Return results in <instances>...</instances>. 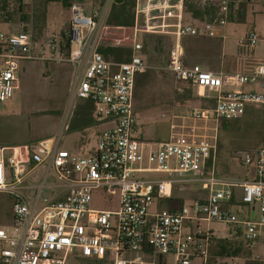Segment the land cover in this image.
Listing matches in <instances>:
<instances>
[{"label":"built area","instance_id":"obj_1","mask_svg":"<svg viewBox=\"0 0 264 264\" xmlns=\"http://www.w3.org/2000/svg\"><path fill=\"white\" fill-rule=\"evenodd\" d=\"M197 1L214 6L208 18L185 21L183 0H134L133 32L124 45L130 55L122 61L98 51L104 45L105 12L87 14L78 1L70 3L67 60L77 68L71 98L89 100L93 119L102 127L85 154L59 147L61 135L0 146V192L11 200L10 225L0 229V264H165L166 255L175 264L194 259L205 264L210 241L217 236L210 222L235 225L246 246L255 244L264 228V148L238 152L241 165L252 171L250 179L217 176L212 159L217 122L238 118L246 106L264 105L263 92L240 88L254 82L264 88V64L246 72L186 64L180 38H222L220 29L230 14L227 0ZM139 31L172 37L165 64L151 66L137 54L140 43L134 37ZM258 40L247 31L236 39L237 53H249ZM119 41L114 38V45ZM42 46L46 53L56 52L60 37L51 35ZM44 54L42 47L33 51L28 31L0 30V102L12 95L17 61L47 58ZM155 67L188 83L196 97L210 104L172 115L167 137L145 147L135 138L133 85L135 75ZM37 168L44 170L40 183L30 185L26 177ZM194 182L207 195L177 203L173 187ZM94 198L97 206H91ZM158 202L167 206L157 207ZM233 205L252 208L238 216Z\"/></svg>","mask_w":264,"mask_h":264},{"label":"rangeland","instance_id":"obj_2","mask_svg":"<svg viewBox=\"0 0 264 264\" xmlns=\"http://www.w3.org/2000/svg\"><path fill=\"white\" fill-rule=\"evenodd\" d=\"M8 1L10 3H17V0ZM74 1L81 3L82 7L88 11L86 12L87 14L101 10L106 12L109 5V0H105L97 10L89 12L91 9H89L88 0ZM194 1L200 5L199 1ZM227 1L230 2V12L239 4L244 5L245 14L247 15L245 20L243 22L228 20L220 31L222 38H183L184 61L187 59L191 63L192 60L198 59L202 55L201 57L211 59L213 62L219 64L221 61L219 51H223L224 47L227 48L229 46L231 54L233 52L236 54V39L247 31H253L259 38L258 42L251 49V52L254 51L255 55L264 53V11L255 13L264 9V0ZM49 3L60 6L58 2ZM36 4V0H24V9L21 13L18 14L15 8L9 7L6 11H1L0 18L15 22L11 28L13 32L20 30L28 31L33 44L38 43L40 38L44 40L51 35H57L60 37L58 50L64 53L63 57H57L65 59L67 48L64 47V40L66 38L68 23L64 21V15L67 9L60 6V10H55L50 6L47 10L45 5V13L41 18V13L35 9V6L33 9V5ZM131 29V26L129 28L125 26H111L104 23L102 29L104 45H114V38L120 40L118 45H125L130 33L133 32ZM140 33L136 32V35L141 36L143 49L138 54L144 56L145 62H148L151 66L158 67L162 65V61L167 54L166 52L171 46L172 37L170 35L163 38L151 35L142 36ZM211 45L216 49L215 55H210L211 52L206 50ZM42 49L45 53L47 52L43 46ZM44 55L47 58L55 57L54 52L50 55ZM73 65L75 71L76 65ZM213 66L215 67L216 65ZM20 77V90H16L11 98L0 102V141L11 139L19 142L26 141L28 142L27 145H30L45 137L56 138L61 135L60 143L66 142L69 137V132H67L68 125L71 122L75 109L74 103L76 102L75 99L71 98L74 81L67 99V105L61 107L59 104L62 103L61 96L64 95V89H55L54 96H49L51 90L37 89L40 84L36 83L33 85L31 78L29 79L28 76L23 75ZM194 94L195 89L193 87L186 83L175 81L167 70L155 67L135 75V85L132 95V106L136 117L135 138L140 140L145 147L147 142L162 140L168 135V124L172 115H185L192 107L210 104V102H206ZM101 127L96 126L93 129L92 137H90L89 143L85 148L91 149L95 146L96 137L94 135L97 129L99 130ZM215 130L214 143L217 175L219 174V176L228 178L243 176L244 169L238 163V152L264 148V105L254 109L253 114L245 113L234 120L218 121ZM209 133H212L211 130ZM43 171V169L37 168L26 177L27 183L38 186ZM137 175L156 176L159 174L139 173ZM48 180H46V183ZM42 194L47 195L46 190L43 189ZM173 195L180 198L184 204H188L193 199L204 198L207 195V190L199 183L194 182L185 184L182 189H174ZM10 205V195L0 192V229L9 225ZM97 205V200L94 198L91 206ZM230 208L238 216L242 214L239 205ZM208 226L217 237H225L228 241H240L243 248L236 256L219 257L215 254L216 248L210 244L205 264H243L247 258L264 262V228H262L255 244L248 247L241 241L239 235H234L238 229L237 226L218 222H210ZM164 258L165 264H175L171 255H166ZM72 262L75 264H108L100 260H74ZM190 264H200V261L194 259Z\"/></svg>","mask_w":264,"mask_h":264},{"label":"crops","instance_id":"obj_3","mask_svg":"<svg viewBox=\"0 0 264 264\" xmlns=\"http://www.w3.org/2000/svg\"><path fill=\"white\" fill-rule=\"evenodd\" d=\"M13 3H15V2H13ZM19 4H20V7L18 9L20 11L18 10V14L24 9L23 8L24 0H19ZM52 4L53 3L46 4V9L48 10L50 8V6H52V8L55 10L61 9V7L59 5L56 6V5H52ZM64 17H65L64 21H66V23H68V17H69L68 10L66 11ZM1 22H3L4 24ZM13 23H15L13 20H12V22H10V20H8V19H5V18L1 19L0 18V30L1 31L11 30V28L14 25ZM223 28H221L220 31ZM139 32H141L140 34H142V36L151 35V36H157V37L159 36L162 38L165 36H168V35H158V34L152 33V32H142V31H139ZM183 38H185V37L180 38L181 43H182ZM219 38H221V37H219ZM134 39L140 43V49L137 51V54H138V52L139 51L142 52V49H143L142 38L140 35L137 36L135 33ZM42 42H43V40H42V38H40L38 43H35V44L32 43L33 51L40 49L42 47ZM171 45H172V39H171ZM212 46L213 45H211V47L209 49L207 48L206 50L211 52L210 55H212V54L215 55L216 49H214ZM45 54L50 55L51 53H45ZM54 54H55V57H53V58H47V59L44 58V59H35V60H24V59L18 60L17 61V68L15 70V80L13 81V92H12L11 96H13V93L16 90H20V79H21L20 76L25 75V76H28L29 79L31 78V82L33 85L36 83L40 84L37 89L51 90V92L49 93V96L50 95L54 96L53 93L56 92L55 89L56 90L57 89H64L65 90L64 95L61 96L62 103L59 105L61 107L62 106L65 107L67 105V99H68V96H69V93H70V90H71V87H72V84L74 81V75L77 72V68L74 71V67H73L74 63L68 61L66 59L67 56L65 57V59L60 58V57H63V55H64V53L61 50H57L56 52H54ZM138 55L140 56V54H138ZM219 55L221 58V61L219 64L213 62L211 59H206L204 57H201L202 55L200 57H198V59L192 60L191 63L187 59H185V61L187 64L198 63L202 67L208 68L211 71H225V72H246V71H249L250 69H252L259 62L264 64V53L260 54V55H255L254 51L253 52L250 51L249 53H246V54H238V53L235 54V52H233V54H231L230 48H229V46H227V48L224 47L223 51H219ZM57 56H60V57H57ZM140 57L145 62V57L144 56H140ZM166 62H167V54L165 55L162 63L165 64ZM145 63L149 64L148 62H145ZM213 65H216V66L214 67ZM32 78H33V80H32ZM183 83H186V82H183ZM186 84L189 85L188 83H186ZM240 88L242 90H253V91H259V92L264 93V88H260L258 86V83H256V82L246 83V84L242 85ZM75 100H76V102L74 103L75 104L74 111L76 110L77 113L79 111H82V113H83L82 119L83 120H81V118H79V116H78L76 120L74 119L72 121V125L71 124L69 125L68 131H67V132H69L68 139L66 140V142L64 141V142L60 143V140H61V138H60L58 146L66 148L72 152H76L79 154H85L86 152H88L90 150V148H85V147L89 143L90 137H92L93 129L99 125L94 124V122H93V110H92L93 106H92V103L86 99H75ZM205 101L208 102L207 100H205ZM256 108H259V107L246 106L243 114H245V113L253 114V110ZM74 111H73V113H74ZM242 115H240V116H242ZM97 132H98V129L95 132V135H94L95 137H96ZM27 143L28 142H26V141L19 142V141L9 139V140H1L0 146H2V147L23 146V145H27ZM238 163L244 169L243 176H241V177L236 176V177H232V178L250 179L252 177L251 169L245 168L243 165H241L240 161H238ZM212 164H213L214 173L217 175V172H216V149H214ZM217 176H219V174ZM220 177H223V176H220ZM223 178H228V177H223ZM174 189H176V188L173 187L172 196L174 197V199L176 200L177 203H181V202L183 203V201L180 198L173 195ZM234 193L237 195L238 189H234ZM193 200H195V199H193ZM162 204L163 203L158 202L157 207H163ZM233 206H238V205H233ZM239 206L241 207V210H242V214H240V216L246 215L247 213H249L250 209L252 208V205H250L249 207L247 205H239ZM253 209H255V205H253ZM9 225H10V222H9Z\"/></svg>","mask_w":264,"mask_h":264},{"label":"trees","instance_id":"obj_4","mask_svg":"<svg viewBox=\"0 0 264 264\" xmlns=\"http://www.w3.org/2000/svg\"><path fill=\"white\" fill-rule=\"evenodd\" d=\"M105 0H88L89 3V12L93 10H97ZM37 4L33 5V9L35 6V9H37L41 13V18L43 17L45 13V5L49 2H58L60 6L64 9L69 8L70 3L72 0H36ZM194 0H183V18L185 21H192L194 19L203 20L210 16L212 13L214 6L213 5H199ZM11 4V5H10ZM10 5V6H9ZM12 7L15 8L18 12V8L20 7L19 0H17V3H10L8 0H0V13L4 10L6 11L7 8ZM133 7H134V0H109L108 10L104 14V23L106 25L111 26H125L130 27L133 24ZM84 12H88L83 8ZM20 11V10H19ZM264 11L259 10L255 13ZM21 13V12H20ZM254 13V14H255ZM253 15V14H252ZM244 5L239 4L237 7H235L234 10H232L229 14L228 20H233L236 22H243L246 18ZM22 17V15H21ZM143 42V40H142ZM69 41L67 38L64 40V47L68 48ZM98 51L106 58L112 61H122L126 60L130 55V48L128 46L124 45H111V44H105L101 45L98 48ZM134 85H135V78H134ZM133 85V88H134ZM82 111H79L78 113L76 110L74 111L72 115L71 122L69 125H72V121L79 118L82 119ZM75 117V118H74ZM94 124L96 122L93 119ZM68 125V127H69ZM162 206H167L166 203H163ZM234 233L235 236L239 235V232ZM210 244L213 245L216 248L215 254L219 257H228V256H236L243 248L242 243L240 244V241H228L227 238L222 237H213L210 241ZM210 247V245H209ZM246 247V246H245ZM244 247V248H245ZM243 264H264V262L255 260L253 258L249 259L247 258Z\"/></svg>","mask_w":264,"mask_h":264}]
</instances>
